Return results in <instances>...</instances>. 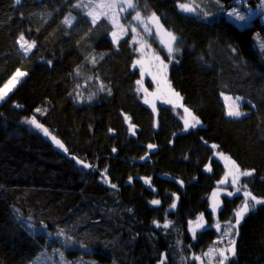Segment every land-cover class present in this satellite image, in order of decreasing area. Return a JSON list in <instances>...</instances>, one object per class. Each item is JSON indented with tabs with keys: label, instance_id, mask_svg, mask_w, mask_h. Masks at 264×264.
<instances>
[{
	"label": "trees",
	"instance_id": "obj_1",
	"mask_svg": "<svg viewBox=\"0 0 264 264\" xmlns=\"http://www.w3.org/2000/svg\"><path fill=\"white\" fill-rule=\"evenodd\" d=\"M76 1L0 0V89L28 72L0 104V264H33L68 244V261L207 264L222 236L235 240L226 264H264V204L232 228L244 201L237 188L264 199V22L241 28L184 13L181 0H134L179 37L170 79L202 122L186 130L172 106L154 111L142 99L131 38L115 44L111 22L93 23ZM21 34L32 51L21 49ZM224 93L244 97L249 114L229 116ZM213 145L254 170L222 187L215 211L226 168Z\"/></svg>",
	"mask_w": 264,
	"mask_h": 264
},
{
	"label": "rangeland",
	"instance_id": "obj_2",
	"mask_svg": "<svg viewBox=\"0 0 264 264\" xmlns=\"http://www.w3.org/2000/svg\"><path fill=\"white\" fill-rule=\"evenodd\" d=\"M113 2L117 4V7L108 8L106 6L109 3H113ZM132 2L135 5L134 0H132ZM181 3L190 4L196 9V11L195 12L182 11L179 8V4ZM261 4H264L262 3V0H260V3L258 5H253L251 0H219V2H217V0H181L177 2L179 10L184 13L198 15L202 18H206L209 20L227 19L241 28H245L251 25L256 18H260V20L264 22V13L262 12L264 11V8L260 9ZM99 5H105V7H98ZM75 7L85 11L88 15L89 13H92V15L89 16L91 17L92 20H93V16H95L96 22L101 18L108 19L113 25V30L110 36L115 44L119 43L120 40L128 36L131 38V41L134 44L137 53V57L134 62V67L138 69L140 73V79L138 80L139 82L138 90L140 91L144 102L147 105H149L154 111L157 110L158 105H170L175 109V111H177L180 114V116L184 121V124H185V120H188L191 123L190 116L184 110L187 107L183 102V97L180 94L179 96L174 95V93H178V92L174 88L170 79L171 66L174 61H177V56L180 53V49H181L179 46V37L173 31L167 29L161 23L159 18L157 24L156 22H153L149 19L151 16L148 17L143 15L142 13H139L137 11L136 6L134 8H127V4L124 2V0H77L75 3ZM233 8H235L240 15L245 16L246 19L244 21H239L236 20L235 17H229L228 12H230ZM121 9H126V10L121 11ZM137 12L140 14L143 23H141V21H137L133 19V17L136 15ZM69 16L70 18L71 17L74 18L75 21V16L73 14H69ZM114 20H118L119 25H123L124 31H121V29L117 26V23L113 22ZM133 29H135V31H133ZM167 32H171L173 35L177 37V40L172 43V47L174 49H178V51H173L171 54L168 51L169 38L166 35ZM113 33L116 34L115 37L113 36ZM28 42L31 43V41ZM34 48H32L31 51ZM157 57L159 59H157ZM161 61H163V64H161ZM165 65L167 66L166 68L164 67ZM19 72L25 73V75L17 77V81L15 82L14 86H11V91L7 93V95L4 97L3 100H0V104L19 85V83L25 78V76L28 73L27 71L22 69H19ZM16 73L17 71L3 85L1 89H4L5 85L9 84V81L13 79ZM222 96L226 103L227 112L229 111L230 107L235 108V105H239V111L243 113V115L239 117H234V116L231 117L240 118L243 117L244 115L249 114V111L248 110L245 111L243 108L244 103L248 102L244 97L225 94V93ZM189 111L193 115H195L193 111H191L190 109ZM198 119L200 123L197 124L195 127L200 126L202 124L200 118ZM32 127L38 130L39 132H41L42 134H44L43 130L36 128L34 125H32ZM191 128L194 127H188L186 130ZM46 137H49L53 141L52 137L54 136L52 134L47 135ZM54 144L56 145L55 142ZM220 153H223L224 156L230 157L232 160L233 158L229 154H226L223 151L217 150V148H215V154L217 158H219L222 161V163L226 168L225 171V175H226V173L229 172L231 165L229 164L228 161L220 157L219 155ZM246 171H251V170H246ZM241 177L239 179V182L236 183L235 186L239 185V183L241 182ZM224 178L222 180H224ZM227 179H228L227 183H223V184L220 183V185L222 184V186L217 187L216 190L213 192V194L216 193L215 197L213 196V194L211 195V203L212 206L217 205L216 210L221 205L219 193L221 192L222 187L226 186L227 184H232L233 177L229 175ZM199 223L203 224V219L200 220ZM223 238L224 236L220 238L221 247H217V249H225L229 246V240H231V237H227V240L225 241ZM62 243L64 244L65 240L62 241ZM69 247H72L71 244L65 245V248L60 247L58 249L50 250L48 252L47 250H45L44 255L38 257L33 264H57V260L59 264H99L95 260H89V259L68 261V257L67 255H65V251ZM61 249H63V251ZM219 259L220 257L218 253L216 251H212V254L210 256H207L206 261L207 264H217V261Z\"/></svg>",
	"mask_w": 264,
	"mask_h": 264
},
{
	"label": "snow or ice",
	"instance_id": "obj_3",
	"mask_svg": "<svg viewBox=\"0 0 264 264\" xmlns=\"http://www.w3.org/2000/svg\"><path fill=\"white\" fill-rule=\"evenodd\" d=\"M124 2L127 4V8H134L135 5L133 4L132 0H124ZM217 2H219V0H217ZM16 4H20L21 0H15ZM262 3H264V0H262ZM79 6V5H77ZM108 8H115L117 7L116 3H109L108 5H106ZM98 7H105V5H99ZM179 8L184 11V12H195L196 9L191 6L188 3H181L179 4ZM126 9H121V11H124ZM89 15H92V13H89ZM228 16L229 17H235L236 20L239 21H244L246 19L245 16L240 15L239 12L233 8L230 12H228ZM95 19L96 17L93 16V23H95ZM133 19L137 20V21H141V23H143V21L141 20L140 14L137 12L136 15L133 17ZM151 21L156 22L158 24V17H156L155 13H153V15L149 18ZM114 23H117V26L121 29V31H124L123 25H119L118 20H114ZM65 23H71V20L66 18L65 19ZM133 31H135V29H133ZM115 33H113V36L115 37ZM167 37L169 38V44H168V51L171 54L173 51H178V49H174L172 47V43L175 42L177 40V37L175 35H173L171 32H167L166 33ZM18 43L20 44L21 49L24 52H29L31 51L32 48L35 47V42H31L29 43L27 40H25L24 35L21 34L18 40ZM262 47H264V45H262ZM157 59H159L157 57ZM161 64H163V61H161ZM165 68L167 67L166 65L164 66ZM25 75V73L19 72V70L17 71L16 75L13 77V79L11 81H9L8 85H5L4 89H0V100H3L4 97L7 95V93L9 91H11V86H14L15 82L17 81V77L23 76ZM139 83V82H138ZM174 95L179 96V93H174ZM239 99V98H237ZM147 102V101H146ZM186 113H188V115L191 118V123L188 120H185V127L186 129L188 127H195L197 124L200 123L199 119L193 115L189 109L185 108L184 109ZM37 112L41 111L40 109L36 110ZM229 116H234V117H239L241 115H243L242 112L239 111V105H235V108L230 107L229 111L227 113ZM28 123L34 125L36 128L43 130L44 134L50 135L48 130L46 128L43 127V125H41L40 123L37 122V120L35 118H32L31 120L27 121ZM53 141L56 143V145L60 148H64V145L57 140L55 137H52ZM149 148L154 147V145H149ZM213 148H216V145L212 146ZM65 151H67V149H64ZM113 151H115V149H113ZM220 157L226 161L229 162V164L231 165V168L229 170L228 173H226L224 180L220 181V183H227L228 179L227 177L229 175H231L233 177L232 179V184H236L239 182V179L241 176H251L253 174V171H241L239 166L236 164V162L234 160H232L230 157L228 156H224L223 153L219 154ZM77 163H83L82 161H77ZM84 167H90V165L88 164H84ZM107 170H105L106 172ZM105 182H108L107 179L105 178ZM147 182V181H146ZM112 187H115V185H112ZM243 190V196H244V201L243 204L241 205V207L239 208V210L236 211L235 213V217H236V224L232 225V228H236V226L239 225L240 221L244 218V216L255 207L256 204H264V200L261 199H257L256 196H254L250 191L247 190V185L244 184L242 185V187L237 188L236 192L239 193ZM229 196L234 195V193L232 192H228L227 193ZM216 193L213 194V196L215 197ZM151 203L153 205H158L160 203L159 200H153L151 201ZM173 208H175V204L172 205ZM217 205L213 206V211L216 210ZM203 219V216L201 215V217L198 218V221L196 223V227L197 228H202L204 225L199 223L200 220ZM154 223H156L157 227H160V225L154 221ZM191 223V222H190ZM163 227L167 228L169 227V223H165L163 225ZM216 227L219 229V225H216ZM229 231H231V229H229ZM193 232V238H195V234H196V230L195 228L192 229ZM228 233H226L227 235ZM238 234V231L237 233ZM212 251H216L220 257V259L217 261V264H226V262L229 260V254L231 256H235L236 255V248H235V240H229V246L225 249H213ZM212 251L210 252H206L204 253L205 256H210L212 254ZM62 255V254H61ZM195 259L199 260L200 257H195ZM161 264H164L163 261H161Z\"/></svg>",
	"mask_w": 264,
	"mask_h": 264
}]
</instances>
